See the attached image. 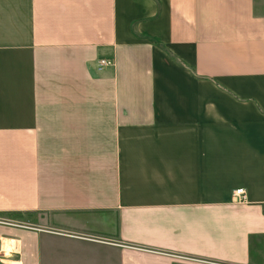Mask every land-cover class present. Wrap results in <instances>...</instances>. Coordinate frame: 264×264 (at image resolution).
<instances>
[{"label":"crops","instance_id":"obj_1","mask_svg":"<svg viewBox=\"0 0 264 264\" xmlns=\"http://www.w3.org/2000/svg\"><path fill=\"white\" fill-rule=\"evenodd\" d=\"M0 259L264 264V0H0Z\"/></svg>","mask_w":264,"mask_h":264},{"label":"built area","instance_id":"obj_2","mask_svg":"<svg viewBox=\"0 0 264 264\" xmlns=\"http://www.w3.org/2000/svg\"><path fill=\"white\" fill-rule=\"evenodd\" d=\"M99 64V69L102 70L104 67L106 66H113L114 63L112 62V60L110 59H104V60H100L98 62ZM233 199L234 201H236L237 203H244L247 199V192L243 189H237L235 191H233ZM0 264H6V262L3 259H0Z\"/></svg>","mask_w":264,"mask_h":264}]
</instances>
